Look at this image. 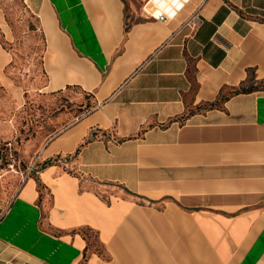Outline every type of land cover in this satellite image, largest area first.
<instances>
[{"label":"crops","instance_id":"obj_1","mask_svg":"<svg viewBox=\"0 0 264 264\" xmlns=\"http://www.w3.org/2000/svg\"><path fill=\"white\" fill-rule=\"evenodd\" d=\"M147 1L23 0L32 84L64 109L0 216V264H264V87L241 89L264 85V0L166 22ZM14 61L0 45L19 103Z\"/></svg>","mask_w":264,"mask_h":264},{"label":"rangeland","instance_id":"obj_2","mask_svg":"<svg viewBox=\"0 0 264 264\" xmlns=\"http://www.w3.org/2000/svg\"><path fill=\"white\" fill-rule=\"evenodd\" d=\"M5 20L12 32V39L6 41L0 32V45L15 53L13 68L9 76L23 90L21 102L0 86V216L19 187L20 178L33 177L36 167L33 165L36 153L58 129L55 119L63 111L61 98L48 103L40 97L41 93L33 79L41 81V72L37 71L38 55H32L31 48L36 46L33 30V17L28 13L23 0H0ZM264 85H257L262 89ZM39 94V96H38ZM74 105V106H73ZM74 117L81 113L75 104ZM89 238L91 248L101 252L94 232H84Z\"/></svg>","mask_w":264,"mask_h":264},{"label":"built area","instance_id":"obj_3","mask_svg":"<svg viewBox=\"0 0 264 264\" xmlns=\"http://www.w3.org/2000/svg\"><path fill=\"white\" fill-rule=\"evenodd\" d=\"M187 2L188 0H148L145 12L155 21L166 22L175 17Z\"/></svg>","mask_w":264,"mask_h":264},{"label":"trees","instance_id":"obj_4","mask_svg":"<svg viewBox=\"0 0 264 264\" xmlns=\"http://www.w3.org/2000/svg\"><path fill=\"white\" fill-rule=\"evenodd\" d=\"M254 87L257 88V86H250V87H247V88H245V87H241V89H242V90H253Z\"/></svg>","mask_w":264,"mask_h":264}]
</instances>
